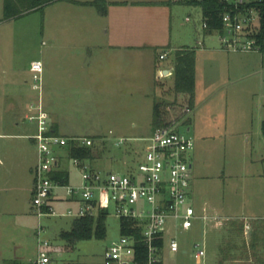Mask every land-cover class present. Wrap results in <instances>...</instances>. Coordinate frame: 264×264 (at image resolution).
<instances>
[{
  "label": "rangeland",
  "instance_id": "1",
  "mask_svg": "<svg viewBox=\"0 0 264 264\" xmlns=\"http://www.w3.org/2000/svg\"><path fill=\"white\" fill-rule=\"evenodd\" d=\"M169 1L172 12L169 13L167 8L165 17L160 15L162 19H159L161 22L156 32L151 31L153 36L155 34V42L159 43V46L151 48L157 58L163 50L172 48L166 59L173 60L176 49L196 48L197 40H205L207 46L215 44L221 47L218 32H204L200 5L180 0ZM68 6L62 1L17 19L0 21V40H12V52L18 56L23 81L27 80L32 88L41 85V100L45 110L52 113L53 118L71 133L81 137L93 136L88 138L93 141L90 147L94 157L86 159L85 163L104 173L112 171L124 174L128 167H136L149 147L145 137L149 136L153 125L154 102L173 100L169 93L163 91L169 88L173 78L158 79L163 82L164 88L152 81L148 98L144 97L137 82L123 87L121 93L115 95L114 78L109 76V62L105 61L108 56L103 46L107 39L105 30L89 33L81 27L79 20L69 21V16L65 14ZM2 12L0 0V19ZM147 14L141 13L144 20ZM143 19L140 24L132 26L140 34L149 31ZM90 37H94L95 42L102 46L89 47ZM166 42H170V47L164 45ZM227 52L237 56V59L239 57L236 54L248 53ZM254 52L264 55V49ZM91 53L101 60L96 67L93 65L88 68L85 63ZM30 60L42 63L40 81L34 80L33 72L29 71ZM93 69L100 72L98 78L103 83L95 94H90L82 90L79 84L83 73L95 72ZM233 73L232 68L231 77L223 81L222 87L218 83L203 84L205 76H200L199 101L186 115L188 121L179 126V130L194 142L190 203L197 214L206 209L210 214L227 219L214 224L204 223L197 218L187 230L176 229L174 222L169 221L166 243L174 236L180 250L171 252L165 244L161 253L162 264H260L259 258L264 257V247L260 243L255 248L250 245L254 229L259 225L264 226V136L261 131L264 120V69L263 79L260 75H253L234 80ZM39 91H32L36 93V98ZM26 123L29 127L27 132L36 133L35 125L28 119ZM29 145L31 155L36 158V145ZM60 153L66 155V150ZM62 166L69 173L68 184L80 186L81 176L71 158L66 157ZM23 191L22 198L29 201L30 192L26 189ZM80 199V195L70 199L67 189L59 187L54 190L52 204L58 213H67L69 210L76 213L83 205ZM106 210L107 230L104 239L92 237L79 240L73 249L51 253L52 261L49 264L102 263L106 248L120 237V222L115 215L114 205L107 202ZM30 215L32 227L31 234L26 236L28 239L37 243L40 221L44 227V238L55 246L66 245L59 233L71 228L73 216H42L39 219L33 212ZM244 219L250 225L247 233L237 230ZM24 240L28 243V254L35 257L36 249L30 241ZM197 242L203 243L206 251L201 262L194 256V244Z\"/></svg>",
  "mask_w": 264,
  "mask_h": 264
},
{
  "label": "built area",
  "instance_id": "2",
  "mask_svg": "<svg viewBox=\"0 0 264 264\" xmlns=\"http://www.w3.org/2000/svg\"><path fill=\"white\" fill-rule=\"evenodd\" d=\"M224 3L225 11L221 14L222 27L219 33L222 49L226 51L253 52L260 50L258 33L260 31V13L251 3L264 0H218ZM205 26V24H204ZM198 46L202 41L197 42ZM169 50H163L159 59L164 60ZM31 71L36 81L41 80L42 63L31 62ZM39 89L41 88L40 85ZM192 107L185 106L181 113H176L171 105L167 106L170 117L164 124L153 128L149 147L135 168H128L124 174L117 172H102L85 163L84 159L71 158L77 167L82 183L80 186L61 184L52 179L54 171L62 168V162L67 157L61 154L68 142L73 140L78 144L90 146L92 139L88 137H64L54 133L41 99L30 105L33 113L28 115L30 121H35L37 130L31 135L37 148V163L33 169L34 182L32 189V207L40 219L42 216L70 215L75 218L91 215L97 216L101 209H106L107 202L114 205V212L119 221H129L137 228L136 232L122 233L111 242L104 253L103 264H162L161 253L165 244L171 252L180 250L176 237H170L166 243L169 231L168 222L173 221L175 228L184 230L193 226L195 219L204 223L222 222L224 216L210 214L203 209L197 214L190 203V188L192 179V148L193 140L179 130V126L188 120L187 114ZM122 140L119 141V143ZM65 187L69 198L80 195L83 205L78 212L58 213L53 204L54 190ZM243 232L247 233L250 225L244 219ZM36 264H49L51 260V241L42 236L44 227L40 221L37 230ZM194 256L201 262L205 256L203 243L194 244ZM146 253L145 260L139 259ZM58 253V252H57ZM141 254V255H140Z\"/></svg>",
  "mask_w": 264,
  "mask_h": 264
},
{
  "label": "crops",
  "instance_id": "3",
  "mask_svg": "<svg viewBox=\"0 0 264 264\" xmlns=\"http://www.w3.org/2000/svg\"><path fill=\"white\" fill-rule=\"evenodd\" d=\"M62 1L69 5L65 8V14L69 16V21L73 19L79 20L81 27L85 28L89 33L96 32L99 29L105 30L107 39L103 46L108 54L105 61L109 62V70L107 71L110 72L109 76L112 79L114 78L115 95L121 93L122 89H124L123 87L137 82L136 84L142 88L144 97L148 98L153 85L152 81L161 80L163 79L162 77L166 79L172 77L173 60L164 59L160 61L151 49L154 46H159V43L154 40L155 34L153 36L151 31L156 32L157 25L161 22L159 19L161 16L162 18L165 17L167 8H169V13L172 12L169 7V0H106L108 5L105 15H101L92 5ZM62 1H57L47 6L56 5ZM158 1L168 2V4L156 3ZM114 2L126 3L116 4ZM2 7L3 0H1ZM142 12L148 13L145 20L141 16ZM138 13L140 14L138 15ZM142 19L143 22H147L149 31L140 34L132 26L140 24ZM10 20H4L3 22ZM94 35L93 33L92 36ZM88 41H90L87 44L89 47L101 45L95 42L94 37L88 38ZM10 42L12 43V40L5 42L3 39L0 43V264H5L7 261L12 260L27 264L30 262L35 263L38 253L37 243L26 237L31 234L30 218L32 217L30 212L34 213L31 203L34 182L33 169L37 163V154L36 158H34L29 150V144L35 145L34 140L31 138V135L35 132H27L29 127L26 119L32 113L30 105L37 103L42 97L39 84L32 88L27 80L23 81L22 67L18 64L16 53L12 52L13 48ZM1 45L3 46L1 47ZM8 45L11 46L10 49ZM164 45L170 47V42H166ZM171 49L166 50L170 51ZM195 49L196 81L194 105L196 101H199L198 96L201 94L200 76H205L203 84L210 83L212 85L218 83L219 87L224 85L225 82L223 81L225 79L231 77L232 68L234 80L253 75H260V78L263 79V54H258V52L254 51L239 53L236 54L239 57L237 59V56H233L218 47V45L207 46L205 40L202 41L201 46L197 45ZM197 49L201 51L198 53ZM100 60L97 55L91 53L85 63V67L90 68L93 65L96 67L97 62L99 63ZM32 61L34 60H30V72H32ZM95 69H93L95 72L83 73L79 84L82 90L84 89L90 94H95L99 88L98 86L103 83L101 78H98L101 75L100 72ZM34 90H40L37 98L36 93L33 94L32 92ZM45 111L48 114L52 129L57 134L64 137H78V135L64 129L60 121L54 119L55 117L53 118L52 113ZM149 121L150 119L147 122ZM29 122L34 124V129L37 130L35 121L29 120ZM152 131L153 125L149 136L145 137V139L150 137ZM62 168L64 167L62 166ZM25 189L31 194L29 201L22 198V193ZM24 232H26V235ZM25 238L36 249V256L33 258L28 254L29 247L24 240Z\"/></svg>",
  "mask_w": 264,
  "mask_h": 264
},
{
  "label": "trees",
  "instance_id": "4",
  "mask_svg": "<svg viewBox=\"0 0 264 264\" xmlns=\"http://www.w3.org/2000/svg\"><path fill=\"white\" fill-rule=\"evenodd\" d=\"M62 0H3L2 18L0 20H10L21 17L29 12L42 10L49 4ZM77 4L92 5L101 15H105L107 11L106 0H90V1H77V0H65ZM187 4H197L201 6L203 16V28L206 34H212L216 30L221 29V14L225 11V4L218 0H180ZM114 3H126V2H114ZM166 2H160L159 4H165ZM168 4V3H167ZM254 6L260 13V31L258 33V43L260 44V50H263L264 45V2H255L249 4ZM205 24V26H204ZM166 50V49H165ZM173 81L169 85L168 89H164L171 95V102L166 100H158L153 104V128L157 125L164 124L171 116L167 110V106L171 105L176 113H181V109L185 106L193 107L194 95H195V81H196V49L195 47H183L174 51L173 58ZM156 83L164 88L163 82L156 80ZM178 105V107H177ZM188 121V120H187ZM54 131V130H53ZM261 131L264 136V120L261 123ZM56 133V131H54ZM57 134V133H56ZM67 157L90 159L93 158L92 147L81 145L70 140L65 148ZM52 179L58 180L61 184H68L69 173L64 169H58L51 175ZM107 210L101 209L97 216H83L75 218L72 221L71 228L69 230H61L59 237L66 241L64 247L52 245L50 250L52 252H60L62 250L73 249L74 244L79 240H86L95 237L97 239H104L106 237V218ZM122 233L137 232V228H133V223L127 221H119ZM240 226L237 230L243 232V224L240 222ZM134 226V225H133ZM137 237L141 239L139 233ZM264 247V226H257L251 234L250 245L255 248L258 244ZM141 255V254H140ZM146 253H142L141 259L145 260ZM260 264H264V257L259 258ZM5 264H23L18 261H7ZM27 264H36L33 262ZM63 264H87L78 262H67ZM91 264H103V263H91Z\"/></svg>",
  "mask_w": 264,
  "mask_h": 264
}]
</instances>
